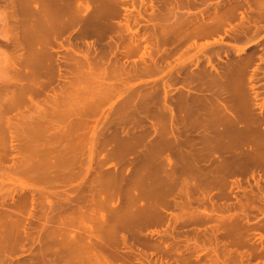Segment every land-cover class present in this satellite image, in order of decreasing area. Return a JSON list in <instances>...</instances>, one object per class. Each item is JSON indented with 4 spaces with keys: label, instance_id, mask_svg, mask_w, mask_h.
Instances as JSON below:
<instances>
[{
    "label": "bare ground",
    "instance_id": "1",
    "mask_svg": "<svg viewBox=\"0 0 264 264\" xmlns=\"http://www.w3.org/2000/svg\"><path fill=\"white\" fill-rule=\"evenodd\" d=\"M11 1L13 2L14 0H11ZM139 1H141V3L143 2V0H139ZM149 2H150V7L154 8V5H155L154 0H149ZM16 3H17L16 7H18L19 11L17 12V10H15V8L13 10L16 11V13H18L19 15L16 14L15 18L13 17L15 19V21L13 22V24H11L12 28L10 27L14 31L15 34H14V36H12L13 38L9 35H8L9 37L8 36L6 37V35H5V37H6V40L7 39L11 40V44H9V45H12V49L17 47L21 51V52L16 53V54L13 53V55H11V57H10L11 68H12V71L10 73H12L13 77L11 75L9 77H11V79L13 78L12 79V80H14V82H12L13 84L14 83L16 85L18 84L17 89L19 91H17V92H19L20 95H27L28 96V102L31 101L32 103L31 102L30 103L31 104L34 103V105L37 106L36 108H38L39 105L42 104V102H40V101L35 102L38 99L37 98L34 99L32 95L36 96V95H39L41 93H44L45 91L47 93L49 91V89H47V88L50 87L51 85L55 89V86L53 85L54 80H57V81L61 80V83L58 84L59 86L57 85L58 87H56L57 89L53 90V87H52V91H50L51 93L45 96V98L48 96L49 100L51 101V102H49L46 100V102H45V100H43V103L45 105H47L46 103L48 102V104L52 103V107H53L56 105V104L54 105L53 103L58 102V104H59L60 101L64 102V103L66 101H68V102L71 101V104H72V102L75 101L76 104L75 103H73V104L78 106L77 100H80L82 98L81 97L82 95L88 94V96H90V97L87 96L89 100H87L85 97V100L88 101L87 104H85V100L83 103V108L88 105V107H86L88 110H86L84 108L86 111H84V109H83V113H81L79 110L76 112L74 111L75 113H73V114L75 115V117H73V120H72V117H71V120L70 119L68 120V122L70 124L69 125L67 123L69 126V127H67L68 129L65 127L66 124L64 127L61 126L62 127L61 130H59V129L57 130L56 127L54 126L56 129V130L54 129V131H53L54 133L52 131H51L52 133H49L50 135L54 134L53 137H55L56 139L59 138V140H61L60 138H62V137L66 138V140H64L62 138L63 141H66V143H64V146H63V144H61V142H63L62 140L60 143L57 141L59 143V146L56 145V146H58V148L56 146H54L55 148L53 146H51L52 143H53L52 145L55 144V142H54L55 140L53 141V139H51L52 141H50V142L47 141L48 144L50 143L51 147L46 145L47 143L43 146L45 141H42V144L40 143V145H42L41 146L42 148L40 151H38V152H41L42 154L39 153V154H41L40 158L37 156L36 158H38V160L35 159L36 161H34V162H32L33 159H31L34 157V155H33L34 150L31 151V153H33V154H31L30 152L27 153L26 151L29 149L31 150L32 149L31 147H33V149H35V147H37L39 145L38 142L40 141V138H41V137L39 138V134L43 135V133L40 131V128H39V131L41 133H39V132H38L39 134L37 132H35V134L32 133V135L38 134L37 137H38L39 141H37L36 136L33 135V137H35L36 140L35 139L32 140V137L30 138V136H29L31 141L35 140V141H37V144H38L36 146H33V145L30 146L27 144L28 140L25 136L28 134L26 132V130L30 131L31 127H30V130H29V127H27L26 130L23 132V133L26 132L25 133L26 135L24 137H21V138H24L23 140L27 141L26 144L28 146L27 145L24 146L23 147L24 150L20 149V152L25 151L26 154H28L27 156H29V154H31V155H33V157L29 156L30 158L28 157V159L29 160L31 159L29 161L26 159L27 156H25L26 154L24 153L25 155L23 156V158H25V157L26 158L24 160L22 158H20V160L22 159L23 161L20 163V165H19V163L17 165L14 164L15 167L13 166V168L18 167L19 172L21 174L25 175L30 180L31 183L28 184L27 182H24V184H21V186H20V187H22L21 190L23 189L24 191L28 192V194L26 192H25L26 194L23 193L24 197L21 200H18L16 198L15 200H18L19 201L18 203H15V201L13 199H11L15 203L12 206H11L12 201L10 204L7 201L8 202L7 205L9 204L10 208L7 206L9 209L4 211V214H1L3 211V209H2L3 206H0V210L2 209L0 211V218H2V216H3V219H0V248H1L0 253L5 252L4 249H8V248H10V249L15 248V250L17 252L18 246L20 247V245L23 246L26 242H30V245H29L30 248L28 246L24 245V247L25 246L26 247L23 249V252H25L24 250L27 247H28L27 249H29V251H31L30 250L31 247L34 246L36 252H33V250H34L33 247H32L33 250L31 252L34 255L35 260L32 259L33 255L31 256V254H30L29 257H31V258L28 259V262L27 261L23 262L22 261L23 259H22L21 264H150V263H153L152 260H150L151 262L149 263L148 258L151 255L153 256V254L156 255L157 253H159V256L162 254H165V255L168 254L169 255L171 250L173 252L177 253V255L178 254L181 255L183 253L184 254L188 253L190 255V253L194 252V253H196V255L194 256V257H196L195 260H198L197 258L201 257L200 256L201 253H203V252L205 253L206 249H208V248L210 249V251L209 250H207V251L212 252V255L210 256L207 252L206 254H208L210 256V257L207 256V259H210L212 256H214L215 251L218 250V249L216 250V248H218V247H216V248L215 247H208L209 245H211V246L215 245V244L212 245L211 241H210V244H207L208 246H206L204 248L203 245L205 246V242L203 244V242L199 243L197 240V239H200V237L199 238H193V236H192V238L194 239L193 240V239H190L191 236L189 238H187V236H186L185 243L182 244L183 247H182V249H180L178 243L176 244V242L178 240L176 242H174L176 240V237H178V235L176 234L177 235L176 236L175 233H177V231H179L178 226L180 228H182L183 225H186L187 223H191V221L192 222H195L194 220L198 221L197 218L199 215H197L198 213H196V211L194 210L195 208H194L193 204L194 203H200V202L204 201L205 198L210 200V198L212 196H210V198H209L210 193H209V195H207L208 194L207 193L208 191L206 189L207 187L209 188V186L212 185V188H213L214 184L215 185L217 184L220 186V183L223 182V179L225 178V176L228 173L230 174V172H232V171H230V170H232V168L237 170L240 167V169H241L240 165L244 164V166H245L246 163H247L246 165H248V166L251 163H252V165L256 164V163H257V165H258V163H261L262 165H264V102H262L264 100L263 99L259 100V103H255L256 101H254V102L251 101V103L252 104L254 103L253 105H255V107H258V110H260V114L258 112H257L258 114H256L253 111L254 109H252L254 106H252V108H251L252 104L251 105L249 104L250 101L249 102L246 101V99H244L240 95L239 90H238V85L240 83V71H241L240 67H238L239 65L230 67V70L228 69L229 70V76H226V79H225V80H227V82H225V80L223 82L218 81V82L225 83V86L221 83L220 84L223 85L228 90L227 91L228 92V99L224 98L222 95L223 94L222 90L224 87L220 88L222 93L220 91H218V92L215 91L214 93L210 92L211 94H207V95H204V94H206V93H204L202 97H200L196 94L191 95L190 93H189L190 95L188 97H185L182 99H177V100H172L173 98L169 99V97L168 98L163 97V100L161 102L162 108H159L160 109L159 112H156V114L149 115L146 112L149 111V109H148L149 105L151 103H154V101L151 98H149V99H147V98L148 97L153 98L154 95L150 96V95H148V91H146V92L144 91L145 94L148 96H143V94H144L143 90H142V92L138 90L141 94L143 93L141 95L143 97V99L140 100V102L138 101L140 104H139V106L136 107V109H135L136 112L132 113L131 117L134 116L133 114H135V113L138 115L132 117L133 119L131 120V122L133 121V128L134 129L135 128H136V130L139 129V131H138L139 133L138 132L135 133L136 130L135 131L132 130L131 132L132 133L134 132V134H132V136H129L130 134L128 135V133L125 131V128L127 127V126H125L126 121H123L125 124L124 125L125 127L123 126L124 127L123 130H124V132L127 133V134L126 133H124V134L128 135V137H130V139L124 144H121V145L117 144V145H119L118 147L112 148L113 147V145H112L111 150L109 149L108 153L106 154L108 157L109 156L113 157V155L115 157L118 156L120 163L122 160H125V161H129V164H131V165L133 164V166H131V167H133V173L131 171H129V169L127 168L128 169L127 171L131 172L132 174L131 173L128 174L129 172L128 173L126 172L127 173L126 174V173L122 172L121 169H117V170H119L118 178H116V180H112L115 182L110 181L112 177L109 179L110 185H113V183H114V185L111 186V189L113 187V189L115 188V190L118 191V192L117 191L114 192V193H116V195L119 196V198H118V196L116 197L117 199H119L118 204L116 203V206L113 207L116 198L113 199L114 202L111 206L108 205V204H110V202H111L110 200L113 198V195L115 196V194L112 193L113 189L111 190L109 188L110 185L107 183V178H108L107 176H110L108 171H107L108 169H106V172L108 173V175H106V181H105V179L103 180V177H99L97 175L98 173H100V174L104 173L101 170L102 168L101 169L97 168L98 171L101 170L100 172H98L95 169L98 172L97 173L95 171L96 172L95 175H97L95 178L98 180V177H99L100 180L103 181L104 184L103 183L102 184L97 183L96 182L97 180H95L96 183H94L93 180H91V181L89 180L90 182L88 184V183H85L86 182V178H85V182H84V185H82V187L80 184V183H82V181L79 183L80 185L77 184L78 188H77V186L72 187V188H74V192H75L74 194H72V193L67 194L65 192L61 193L62 190H60L61 192L57 191V189H56L57 186H60V185L66 186L67 184H69V181H72V179H74V177L76 178L78 175L80 176L81 173L80 174L78 173L79 170L78 169L75 170L77 165L82 166L84 164V163L81 164L80 160H82V158L78 159V157L80 158V155H83L84 153L87 155V153H88V155H87L88 157L85 155L88 158V161H86L87 163L85 162L87 166L84 165L85 169H86L85 171L87 173L91 172V170L93 171L92 160L94 161L95 155L97 157V155H98V154H96L98 152L97 146L100 145L99 143L102 142V140L100 139L101 137H99V139L101 141L98 142V144L96 143L97 146L94 142H92L90 144L87 143L88 145L84 143V140H86V139H83V136L79 133L81 131H79L78 134L76 133V131L78 129H81V128H78V126L85 121L81 118L87 114H90V113L96 111L94 109L98 108L99 105L106 98L108 100L110 99V98H108V97H110V94L112 95V93H113L112 96H114L116 94V93H114V91L116 89L118 90V89H121L122 87H124V86H122V87H120V86L122 84H124L125 81L128 79L126 77L128 75H126L125 78L121 79L122 77L119 75V73H117V71L120 72V69H121L120 63L124 67L125 63L128 62L127 59H129V58H127V57L129 56V54L134 55L132 53H134L135 51L137 52L139 47L143 48L142 53L139 52L140 54H138V55H141L139 57L140 59L138 58L139 61L144 62V58L146 56L149 59V61H152V63H151L152 65L154 63V67L152 70L159 69V66L157 65L158 64L157 61L159 59L162 60V58H165L164 57L165 55L163 54V52L164 51L166 52V48H165V50L164 49L162 50L161 46L169 39V37H167L168 34L170 35V33H168V31L174 32V31H177L176 29H178V28L176 27V29L174 30L173 28L168 26L170 28V30L173 29V31L168 30V27H166L167 24H164V22L166 20L164 19V22H163V18H160L162 16H160V17L155 16L154 17V13H155L154 11H151L150 15H148V16H144L143 14L140 13V11H137L136 14H134L133 10H134L135 0H17L14 4H16ZM30 3H33V6ZM250 5H248V6H250ZM253 5H254V3H253ZM254 6H252V7H254ZM261 6L262 5H260V7H259V5H258V8H261ZM135 7H136V4H135ZM9 8L10 7H8V9ZM255 8H256V6H255ZM4 10H5V8H4ZM13 10H12L11 14L13 13ZM263 11H264V8H263ZM254 12H256L255 9H254ZM258 12H260V11H258ZM9 13L10 12H8V14ZM261 13H263V12H261ZM6 14H7V11H6ZM14 14H15V12H14ZM155 15H156V13H155ZM241 15H242V13H241ZM7 16H9V15H7ZM242 16L245 17L244 15H242ZM243 17H241V19H243ZM263 17H264V14H263ZM260 18H261V14H260ZM160 19H162V20H160ZM245 19H247V18H245ZM254 19H256V18H254ZM256 20H258V19H256ZM4 21H5V19H4ZM176 21H178V19ZM162 22H163V25H162ZM167 22L169 23V21H166V23ZM244 22L242 21V23H244ZM247 22L249 23L250 21H247ZM256 22H259V21H256ZM248 23H246V24H248ZM176 24H177V22H176ZM176 24H173V26ZM255 24L257 25V23H255ZM168 25H170V24H168ZM256 25H254V27ZM149 26H151L153 28V30L151 29L152 32H150L151 31L150 29H149L150 31L146 30ZM233 27H234V25H233ZM239 27H241V23H240ZM10 28H9V30H10ZM174 28H175V26H174ZM257 28H258V26L256 27V29ZM15 30H16V32H15ZM141 30H143V33L141 32ZM145 30H146V32H144ZM234 30H235V27H234ZM147 31H149V32L147 33ZM231 31H232V29H231ZM17 33H20V34L17 35ZM175 33L176 32H174V34ZM179 35H180V33H179ZM182 36L183 35L181 34V38H182ZM175 37H176V35H175ZM178 38H180V36ZM183 38H184V36H183ZM104 39H107V40L105 41ZM180 39H178V40L175 39L176 41H178V42H176V41L175 42L180 43L182 40H184V39H181V41H180ZM170 41H171V39H170ZM104 42H105V44H104ZM175 42H171V43H175ZM55 45H58V46H55ZM103 45H106L108 48L103 49ZM164 46H165V44H164ZM7 47H8V45H7ZM56 47L62 48L64 50L62 52L60 51L62 53V55H61V53L59 54V51L56 49ZM19 49H17V50L15 49L14 52L18 51ZM263 49H264V46H263ZM139 51H140V49H139ZM9 52H13V51H9ZM120 56H122V57H120ZM246 57H250V56L248 55ZM8 58H9V56L7 57V59ZM120 58H121V60H120ZM124 58L127 62L124 60ZM260 58L261 59L259 61L263 60L262 57H260ZM250 60H252V59H250ZM250 60H248V61H250ZM162 61H164V60H162ZM165 61L167 64L168 61L167 60H165ZM209 61H210V59H209ZM209 61H207L208 64H209ZM134 62L135 61H133V63ZM147 62H148V60H147ZM247 62H246V65L250 64V62L249 63H247ZM145 64H147L146 61H145ZM151 64L145 65L146 68H148L147 66H149ZM169 65L170 64L168 63V66ZM211 65H213L212 62H211ZM211 65H209V66L212 68L213 66H211ZM134 66L135 65H133V67ZM145 66H144V68H145ZM168 66L166 65V68H168ZM119 67H120V69L118 70ZM141 67L142 66H140V68H138V69L140 70ZM164 67L165 66H163L161 68L164 69ZM171 67H173V66H171ZM134 68L136 69V67H134ZM144 68H143V70H144ZM161 68L158 71L163 70ZM166 68H165V70H166ZM138 69H136V70H138ZM148 69L150 70V67ZM148 69H145L144 71L146 72V70H148ZM169 69H170V67H169ZM171 69H173V68H171ZM259 69L257 66L253 70L252 74H250V81L251 82L256 81L255 79H257L259 77L258 76V70ZM134 70H131V71H134ZM143 70H142V72H144ZM174 70L171 71V73H173ZM140 71H138V72H140ZM177 71L174 72L175 74H173V76H171L173 78L175 77V79L172 80L173 78L170 77V78H168V81H166L167 83H169V81L170 82L175 81V80L177 81V79H176ZM97 72H99V74H100L101 81L98 80L100 84L98 83L99 85H97V86L95 85V87L101 86L97 89H101L103 87L101 91H99V90L93 91L91 89L92 87L91 88L89 87L90 90H86L85 87H81V85H80V83H82L81 77H84V78L89 77V78L93 79V78H95L93 76H96L95 73H97ZM138 72L136 71L135 73L134 72H131V73H132V75H134ZM124 73H125V71H124ZM124 73H122V74H124ZM171 73H169V74L171 75ZM179 73L182 74L180 71H179ZM187 73H189V72H187ZM116 74H118V77ZM127 74H129V73L127 72ZM145 74H147V73H145ZM97 75H98V73H97ZM200 75H201V73H200ZM216 76H218V75H216ZM97 77H98L97 79H99V76H97ZM141 77H144V76H141ZM165 77H167L166 74H165ZM177 78H179V77H177ZM92 79H91V82L94 80V79L93 80ZM124 79H125V81H124ZM161 79L164 80L165 78L164 79L161 78ZM191 79H192V77H190V80ZM207 79H209V78L207 77ZM80 80H81V82H80ZM179 80L181 83L180 78H179ZM85 81H86V79H85ZM85 81H83V82L85 83ZM132 81H133V79H132ZM214 81H216V80H214ZM95 82H97V80ZM128 82L129 81L127 80L126 83H128ZM171 83H173V82H171ZM171 83H170V85H171ZM94 84H96V83H94ZM117 84H121V85H117ZM195 84H197V83H195ZM16 85H14V86H16ZM162 85H163V83H162ZM216 85H219V83ZM160 86H161V84H160ZM171 86H173V85H171ZM125 87H126V85H125ZM162 87L164 88V85ZM219 87H220V85H219ZM255 87H256V85L254 83H251V88L254 89ZM126 88H124L125 90L122 88L123 90H121V91L119 90L120 92L117 91V93L120 95H123L122 93H124L125 91L127 92ZM129 88H130V86H129ZM153 89L154 88H152L151 91H153ZM164 90H165V88H164ZM213 90H215V89H213ZM138 91H137V93L139 96L138 95L137 96L140 99L141 96H140ZM187 92H189V91L187 90ZM137 93H134V94H137ZM163 93H164V95H166L165 91ZM156 94H158V93H156ZM3 95L5 96V94H3ZM256 96H258V95L255 92L254 98ZM4 98H7V97H4ZM15 98H17V100L15 99V101H18L22 97H20L18 99V96H17ZM83 98H84V96H83ZM24 99H25V97H24ZM133 99L134 98H132L131 100H133ZM122 100H123L122 102H124V99H122ZM255 100H256V98H255ZM8 102L10 103L9 100H8ZM19 102H21V100H19ZM38 102L40 104H38ZM79 102L81 103V101H79ZM11 103L12 104H10L9 107L11 105H13V99H12ZM15 103L17 106H15ZM15 103H14L13 107L18 108V103L17 102H15ZM21 103H23V101ZM67 103H65V104H67ZM120 103L118 105H120ZM6 104H7V101H6L5 105ZM26 104H28V103H26ZM31 104H29V105L31 106ZM58 104L54 108H57ZM62 104L63 103H61V106H63V107L62 108H60L61 106L58 107V108H60L58 112H60V110L64 108L65 105H62ZM84 104H85V106H84ZM124 104L125 103H123L124 108L122 107V104L120 106L125 110L128 107H126L127 105L124 106ZM136 105H138V103ZM9 107H8V111L11 109V107H10V109H9ZM13 107H12V109H13ZM20 107L22 108V106H20ZM42 107H44V105ZM47 107L49 108V105H47ZM50 107H51V105H50ZM52 107H51V109L50 108L49 109L44 108L47 110H44L41 107H39V109L41 108L44 111L49 110L48 111L49 113L48 112L47 113L50 116H52V115L54 116L55 111L52 110L53 109ZM67 107H68V105L66 106V108ZM76 108L78 109L79 106ZM119 109H120V107H119ZM6 110H7V107H6ZM72 110H73V108L71 109V111ZM22 111H23V109H22ZM28 111H30V109ZM50 111H53V113L51 112L52 114H50ZM81 111H82V109H81ZM121 111H122V109L120 111H118V113H117L118 116H120V114L123 115V113H122L123 111L122 112ZM131 111L133 112V110H131ZM25 112H26V110H25ZM41 112H42V110H41ZM149 112H151V111H149ZM0 113H3V111L1 110ZM5 113H6V111H5ZM33 113H34V111H33ZM70 113L72 114V112H70ZM142 113H143V115H142ZM48 114H47V116L44 115L45 118L43 117L42 119L43 120L48 119V118H46V117H48ZM58 114L59 113H57L55 115L58 116ZM94 114H93V116H95ZM96 114L98 115V112ZM124 114L127 116L128 115L130 116V114H126V111H124ZM31 115L32 114H30V116ZM61 115H63V114L61 113ZM12 116H14V115H12ZM76 116H77V118H76ZM115 116L117 117L116 114H115ZM7 117H9V116H7ZM25 117H26V115H25ZM52 117H49V120H47L48 123H50V121L53 120V119L51 120ZM59 117L60 118L63 117V121H64V118H66L68 116H60L59 115ZM2 118L5 119V117H3V115H2ZM16 118H18V117H16ZM30 118H32V117H30ZM108 118H109V120H113L112 115H111V118L110 117H108ZM19 119H21V118L19 117ZM19 119H18V121H19ZM0 120H1V117H0ZM33 120L35 121L36 119L34 118ZM60 120L61 119H59V121ZM81 120H83V121L81 122ZM109 120L106 118V123H107L106 126L108 125ZM121 120L122 119H120V122H121ZM22 121H24V120L22 119L21 122ZM34 121L33 122L31 121V122L33 124L34 123L36 124V121L35 122ZM44 121H45V124L48 126L49 124L46 123V120H44ZM8 122H9V120H8ZM14 122L13 123L10 122V123L14 124ZM43 122H42V124H44ZM2 123H6V122H2ZM38 123H39V121H38ZM89 123H90V121H89ZM111 123L113 124V122H110L109 124H111ZM118 123L119 122H117V125L120 126V124H118ZM6 124L5 125L2 124V126L4 125V126H6V128H9V127H7ZM50 124H52V123H50ZM102 124H103L102 126H104L105 121H103ZM112 124H111V126H112ZM38 125L36 126L37 128L39 127ZM44 125L42 126L43 130H46L45 128H49L46 130V132H48V130H51L50 125L48 127L45 125V128H44ZM121 125H123V123H121ZM22 126H24V125H22ZM33 126H35V125H33ZM25 127L26 126H24L23 128H25ZM36 127H35V129H36ZM12 128L17 129V126L12 127ZM76 128H78V129L76 130ZM107 128L109 130V126ZM148 128L152 130V132H153L152 134H155V137H153L154 138L153 141H150V143L152 142V144H150V146H148L149 144H147V147H146L144 145V143L145 144L147 143L146 142L147 140H145V139H148L147 137H149V136H146L147 133L149 132ZM35 129H33V130H35ZM62 129H65V130L62 131ZM19 130H21V129H19ZM52 130H53V128H52ZM3 131H5V130H3ZM15 131H17V130H14V132ZM55 131H57L56 135H55ZM99 131H101V130H99ZM115 131H118L117 128ZM9 132H11V131H9ZM14 132H11L12 133V136L10 134L11 138L13 136L16 137V135H13ZM18 132L15 134H18ZM101 133L103 134V132H101ZM120 133H122V132H120ZM2 134H5V132H3ZM2 134H0V135L2 136ZM49 134L47 133V135H49ZM87 134L88 133H86V135ZM93 134H94V136H92V137L90 136V137H91V139H93L97 142V138L95 139V133H93ZM18 135H21V133ZM29 135H31V134H29ZM50 135L48 137H50ZM80 136L82 137L83 141L80 138ZM27 137H28V135H27ZM90 137H88L89 140L87 138V141H91ZM113 137H115V135ZM17 138H19V137H17ZM42 138L44 139V137H42ZM42 138H41V140H42ZM106 138L107 139L104 140L105 142L109 139L108 133H107ZM150 138H149V140L152 139V138L151 139ZM0 139H2V138H0ZM5 139H6V136H5ZM48 139L50 140V138H48ZM114 139H117V138H114ZM3 140H4V138H3ZM19 140L17 139L16 142L18 141V143H19L21 141V140L20 141ZM44 140H46V139H44ZM77 140H79L80 142L82 141V142L80 143ZM112 140H113V138H112ZM31 141H30V144H31ZM114 142H115V140H114ZM18 143H15V144L18 145ZM93 143H94V145H93ZM106 143H108V142H106ZM35 144H36V142H35ZM60 144L62 146L61 148H60ZM83 144H85L87 146L85 147V145H83ZM91 144H92V146L88 147ZM112 144H113V142H112ZM40 145L38 146V148H40ZM242 145L243 146L247 145L248 148H250V149L249 150H246L248 148L241 149ZM106 146H107V144H106ZM9 147H11V146L9 145ZM25 147L27 149H25ZM80 147H82L81 148L82 151H83V147L85 148L84 152L80 151ZM87 147L89 149H86ZM0 148H2V147H0ZM101 148L104 149L107 147L104 146ZM108 148H110V145ZM108 148H107V150H108ZM12 149H13V147H12ZM98 150H100V149H98ZM107 150L104 149V151L103 150L102 151L107 152ZM85 151H87V152H85ZM1 152H3V151H1ZM80 152L82 154H80ZM215 152H217V153H215ZM78 153L80 155H78ZM131 153L133 155L136 154V157L134 155L135 161H134V159H132L134 162L132 161L130 163L131 159L130 160H127V159L129 157L128 155L129 154L131 155ZM214 153H215V155L216 154L218 155V153H220V157L215 156L216 158H220V160L217 159L219 161L214 159L215 157L212 158L214 156ZM36 154H37V152H36ZM3 155L7 156V154H3ZM126 155L128 156L127 159H125ZM1 157H2V154H1L0 158ZM103 157H106L105 154ZM111 157H109L110 159H108L107 157H106L107 159L106 158H104V159H106V161H108V160L110 161ZM17 159H19V158H17ZM113 159L116 160L114 157H113ZM102 160H103V158H102ZM14 161L12 160V164ZM16 161L19 162L18 160H16ZM98 162L99 161L96 162L97 165L99 164ZM114 162H116V161H114ZM113 164H115V163H113ZM124 164L125 163H123V165ZM127 164L128 163H126L125 165H127ZM115 165L118 166L119 163L118 164L116 163ZM123 165H122V169H124ZM3 166H2V168H3ZM244 166H242V168ZM101 167H103V165ZM110 167H112V166H110ZM131 167H130V169L132 170ZM235 167H237V168H235ZM9 168L14 170L12 168V165ZM11 169H8V170H11ZM104 169L105 168H103V170ZM5 170H7V169H5ZM245 170H246V168H245ZM250 170H252V169H250ZM11 171H9V172H11ZM110 171L112 172V170H110ZM101 172H103V173H101ZM240 172H241V170H240ZM11 173L13 174V171ZM14 173H16V171ZM116 173H117V171H115V173H112L111 175L114 177L113 174H116ZM13 175H15V174H13ZM81 175H82L81 179H83L84 178L83 174H81ZM89 175H90V173H89ZM89 175H88V177H91V179H92V176H89ZM104 175L105 174H103V176ZM17 176H21V175H19V173H18ZM22 178H25V177L22 176ZM12 179H9V181L15 182V181L20 180V179L16 180L15 178H14V180H12ZM23 180H20L19 182L23 183L22 182ZM26 180H24V181H26ZM29 180H28V182H29ZM100 180H99V182H101ZM233 181H231V182H233ZM14 182H12V183H14ZM105 182L109 185L108 188L112 192L108 191L107 184H105ZM12 183H10L12 190L9 189L10 190V191H8L9 193L13 192L15 189V187H14L15 185L13 186L14 189L12 188ZM5 184L7 185V183H5ZM5 184H3V185H5ZM10 184L8 183V185H10ZM38 184H40V185H38ZM237 185H239V184H237ZM83 186L86 187V188L84 187L86 189L84 191H83ZM221 186L223 187V185H221ZM242 188H243V186H242ZM7 189H8V186H7ZM6 190H4V191H6ZM19 190H20V188H19ZM16 192L19 193L18 191H16ZM16 192H13V194ZM107 193H109L110 197L112 196L111 199L109 197H107L108 195L105 196V194H107ZM197 193H201L202 197L199 198L198 197L199 195H197ZM204 193H206V194H204ZM249 193H251V192H249ZM1 195H4V194H1ZM1 195H0V197L3 199L4 196H1ZM21 196H22V194H21ZM103 196H105L106 199ZM12 197H13V195L10 196V198H12ZM212 198H211V200H212ZM107 199H110V200H108V202L109 201L110 202L109 203L107 202L105 204V201ZM206 199H205V203L208 201V200L206 201ZM0 201H2V200H0ZM3 201H5V200L3 199ZM249 202H251V201L249 200ZM215 204H213V205H215ZM105 205H108L110 207L105 206ZM248 205H249V203H248ZM254 206H255V204H254ZM255 207H257V206H255ZM214 208L217 209L218 207H214ZM259 208H260V206H259ZM196 210H198V209H196ZM198 211H200V210H198ZM214 211H216V210H214ZM202 214L203 213H201L200 215L205 220L206 216L204 214H203L204 216H202ZM208 214H209V212L207 213V215ZM237 214L235 215V217L237 216ZM227 218H228V215H227ZM222 220H225V218ZM87 221H89V223L91 222L92 224L91 223L89 224ZM235 221H236V218H235ZM238 221H239V219H238ZM32 222H33V224H32ZM156 222L161 224V225L164 224L165 227H164V229L160 230V231H163L162 233L159 231L160 236L157 234L159 237V239L157 241L154 240L155 242H151V240H150V242H149V240L147 241V239H146L147 233H143L144 232L143 229L146 228V226L145 227H143V226L147 225L149 223H156ZM31 224L33 226L35 224V227H34L35 230H33V231H31V229L33 228ZM197 224H198V222H197ZM197 224L195 222V225H197ZM149 225H153V224H149ZM205 225H206V223H205ZM219 226H220V228L223 227V226L221 227V224ZM230 226L232 227V225H229V229H230ZM234 226L236 227V225H234ZM142 227H143V229H142ZM235 227H233V228H235ZM260 227H261V224H260ZM162 228H163V226H162ZM241 228H245V227H243V224H242ZM28 229H30V230H28ZM212 230L210 232L213 233L214 230L213 231ZM198 231H200L199 228H196L194 231V233H196V236H197V233L199 234ZM217 231L220 232L219 229H217ZM223 232L221 231V234ZM236 232H237V230H236ZM239 233H240V231H239ZM225 234L223 233V235H225ZM233 234H234V232H233ZM149 235L152 236V234H149ZM238 235L239 234L237 233V236ZM229 236H231V234ZM260 236H262V235H260ZM163 238H167V239L172 238L174 240V241L172 240V242L175 243V245L173 244V246H172L171 243H168V242L165 243V239L163 240ZM261 238L263 239L264 237H261ZM152 240H153V238H152ZM162 240H163V242H162ZM190 240H192L193 242ZM232 240H234V239H232ZM16 244H19V245L16 246ZM225 244H223V245L225 246ZM230 244H232V243H230ZM35 245H37L38 248L35 247ZM218 245H220V244H217L216 246H218ZM224 246H222V248ZM49 247L51 248V250L53 249L52 250L53 253L50 251ZM214 248H215V251H214ZM48 249H49V253L51 256L47 253ZM220 249L221 248L219 247V250ZM21 250L22 249H20V251ZM6 251L11 252L13 250H11V251L6 250ZM194 253H192V255ZM226 253H228V252H226ZM47 254H48V256H47ZM173 255H174L173 257H175L174 260H177L176 259L177 256L175 254H173ZM185 255H187V254H185ZM220 255H222V254H220ZM169 256H171V255H169ZM182 256H181V258H182ZM4 257H5V255H4ZM162 257H164V256L162 255ZM192 257L193 256H191V258ZM2 258H0V259H2ZM248 258H249V255H248ZM10 259L11 258H9V260ZM133 259H135V262ZM165 259H167V258H165ZM207 259H205V261H207ZM211 259H213V258H211ZM161 260H163V258ZM13 261L15 262V260H13ZM13 261H12V263L9 262L7 264H10V263L14 264ZM171 261H173V260H171ZM194 261H192V259L188 260V258L186 260V257H185V260H183L184 263L183 262H181V263L182 264H196V262L194 263ZM202 261H204V260H202ZM5 262L6 261H4V262L2 261V262H0V264H6ZM162 262L165 263L166 261L163 260V261H161V263ZM208 262L210 264H213L215 261L213 263H211V261H208ZM17 263H18V261H17ZM155 263L156 262H154L153 264H155ZM157 263H158V261H157ZM161 263L159 262V264H161ZM197 263L200 264L199 262H197ZM201 263L205 264L206 262L205 263L201 262ZM177 264H179V263H177Z\"/></svg>",
    "mask_w": 264,
    "mask_h": 264
},
{
    "label": "rangeland",
    "instance_id": "2",
    "mask_svg": "<svg viewBox=\"0 0 264 264\" xmlns=\"http://www.w3.org/2000/svg\"><path fill=\"white\" fill-rule=\"evenodd\" d=\"M15 2L17 1V0H14ZM12 2L11 0H0V104L3 106H1L0 107V112H1V110L3 111V113H0L1 115H0V117H1V122H0V134H2L3 132H5V134H2V136L0 135V138H2V139H0V147H2V148H0V156H1V154H2V159L0 158V193L1 194H4V195H1V196H6L5 198L3 197V199L5 200V201H3V199L0 197V200H2V201H0L1 203H0V206H3V211H2V213L1 214H4V211H6L7 209H9L10 208V203H11V201H12V203H11V206L13 205V204H15V203H18L19 201L18 200H21L23 197H24V195H23V193L24 194H28V192H26V191H24L23 189V191L21 190V188L22 187H20L21 186V184H24V182H27L28 184L29 183H31L30 182V180L25 176V175H23V174H21L20 172H19V169H18V167L17 168H13V166L15 167V165L14 164H18L19 163V165H20V163L26 158H23V156L26 154V152L27 153H31V151H33V153H31V154H33L34 155V157H33V155H31V154H29V156L30 157H33V158H31V159H33V161L32 162H34V161H36V160H38V158H36L37 156L40 158V156H41V152H38V151H40L41 150V146L42 145H40V143L42 144V141H45V143L43 144V146L46 144V145H48L49 147H51V146H56V145H58L59 146V143L61 142V140L63 141V139L64 140H66V138H60L61 140H59V138L58 139H56L55 137H53V135H50L49 133H52L53 131H54V129H55V127H56V129L58 130H61V128L62 127H64L65 126V124H66V128L67 127H69L68 126V124H69V122H68V120L70 119L71 120V117H72V120H73V117H75V115L73 114V113H75L76 111H80L81 113H83V109L85 108L86 110H88L86 107H88V105L87 106H85V104H87V102L88 101H86L85 100V97H86V99L87 100H89L88 99V97H90V96H88V94H84V95H82L81 97V99L80 100H77L78 102H77V104H78V106H79V108L77 109L76 107H78V106H76V105H74L73 103H75L76 104V102L74 101V102H72V104L74 105H72L71 104V101L70 102H68V101H66L65 103H67V104H65L64 102H61L60 101V105L58 104V102L57 103H53L54 105L56 104H58V107H60L61 106V103H63L62 105H65L64 106V108L63 109H61L60 110V112H58L59 111V109L60 108H62L63 106H61L60 108H54V107H56V105L55 106H53L52 107V103L50 104H48V102L46 103L47 105H49V108L51 109V107L53 108L52 110L53 111H55L54 113L55 114H57V113H59L58 114V116L57 115H55L54 114V118L52 117V116H50L48 113V111H44V110H47V109H49L48 107H47V105H45L44 103H43V100H45V102H46V100L47 101H49V102H51L50 100H49V97L46 99L45 98V96L46 95H48V94H50L51 92L50 91H52V85L50 86V87H48L47 89H49V91L46 93V91L44 92V93H41V94H39V95H32L33 96V98L34 99H38V100H36L35 102H37V101H40V102H42V104L44 105V107H42L43 105L41 104V105H39V107H41V108H47V109H39V107L38 108H36L37 106L36 105H34V103L33 104H31L30 102H28V96L27 95H20L19 94V92H17V91H19L17 88H18V84L16 85L15 83L13 84L12 82H14V80H12L11 79V77H9L10 75L13 77V75H12V73H10L11 71H12V68H11V62H10V57H11V55H13V53L14 54H16V53H19V52H21L20 51V49L19 48H14V49H12V45H9V44H11V40H9V39H7L6 40V37L9 35V36H14V31L11 29L12 27H11V24H13V22L15 21V16H16V14L17 15H19L18 13H16V11H14L13 9L15 8V10H17V12L19 11V9H18V7H16L17 6V3L16 4H14L15 2ZM160 1V2H159ZM263 1V2H262ZM149 2V0H143V2L141 3V1H139V0H135V3H134V10H133V13L134 14H136V12L137 11H140V13L141 14H143L144 16H148V15H150V13H151V11H154L155 13H156V15H155V13H154V17L156 16V17H160V16H162V17H160V18H163V22H164V19L166 20V21H169V23L167 22L166 23V21L164 22V24H167V26L166 27H171V28H173L174 30L176 29V27L178 28V29H176L177 31H174V32H176L175 34H174V32H169L168 31V33H170V35L168 34V36L167 37H169V41L166 43H164L165 44V46H164V44L161 46V48H162V50L164 49L165 50V48H166V52L164 53L163 52V54L165 55L164 57L166 58H162V60H164V61H162L161 59H159L158 61H157V65L159 66V69L161 68V67H163V66H165L164 67V69L163 68H161V69H163V70H161V71H158L159 69H154V70H152L153 69V67H154V63H153V65L151 64L152 63V61H149V59L145 56V58H144V62L143 61H139V57L141 56V55H138V54H140V53H142V51H143V48L142 47H139V49H140V51H139V49L137 50V52L135 51L134 53H132V54H134V55H131V54H129V56L127 57V58H129V59H127V61L125 60V58H124V60L127 62V63H125V65H124V67L122 66V64L120 63V67H121V69H120V67L118 68V70L120 69V72L119 71H117V73H119V75L122 77H120L121 79H123V78H125V76L126 75H128V76H126L128 79V83H126L127 82V80L125 81V79H124V81H125V83L124 84H117V85H121L120 87H122V86H124V87H122L123 89L124 88H126V90H127V92L125 91H123L124 93H122L123 95H120V94H118L117 93V91H121V90H123L122 88L121 89H116L115 91H114V93H116L114 96H112L113 95V93H112V95L110 94V97H108V98H110L109 100L106 98L100 105H99V107L98 108H96V109H94V110H96V111H94V112H92V113H90V114H87V115H85V116H83L81 119H83V120H85L82 124H80L79 126H78V128H81V129H78V128H76V133L78 134V132L79 131H81V132H79L82 136H83V139H86V140H84V143L85 144H87V143H92V142H94L95 144L97 143L98 144V142H100L101 140H102V144L101 143H99L100 145H98L97 146V144H96V146L98 147L97 148V153L96 154H98L97 155V157H96V155H95V158H94V161L92 160V163H93V165H92V168H93V171L91 170V172H86L85 170V166H87L86 165V161H88V153H87V155L84 153L83 155H80V154H82L81 152H80V154L78 153V155H80V158L78 157V159H81L82 158V160H80L81 161V164L82 163H84L82 166H80V165H77L76 166V169L75 170H79L78 171V173L80 174H83V179H81L82 178V175L80 174V176L78 175L76 178L74 177V179H72V181H69V184H67L66 186L65 185H60V186H57V191H60V190H62V192L61 193H63V192H65V193H67V194H70V193H72V194H74L75 192H74V188H72L73 186L74 187H76L77 186V184H79L81 181H82V183H80L81 184V187H82V185H84V182H85V178H86V182L85 183H88L89 184V182L91 181V180H93L94 181V183H100V184H102L103 183V181H101L100 180V178L99 177H103V180L105 179V181H106V175H108V173H109V175L110 176H107L108 178H107V183L109 184V179L111 178V180L110 181H112V180H116V178H118V174H119V170H117V169H121L122 170V172H124V173H128L129 171H131L132 173H133V167H131V166H133V164L131 165V164H129V161H125V160H122L121 161V163H120V161H119V158H118V156L117 157H115L114 155H113V157L116 159V160H114L113 159V157H111V156H109V157H111V160L109 161H106V159L108 158V159H110L106 154L108 153V151H109V149L111 150V146L113 145V147L112 148H115V147H118L119 145H121V144H124V143H126L129 139H130V137H128V135L129 136H132V134H134V132L132 133L131 131L133 130V131H135L136 130V128L134 129L133 128V121L131 122V120L133 119L132 117H134V116H136V115H138V114H133L134 116H132L131 117V115H132V113H134V112H136V107L137 106H139V102H140V100H142L143 99V97L141 96L143 93L145 94V92L146 91H148V95H154L153 96V98L152 97H148L147 99H149V98H151L153 101H154V103H151L150 105H149V111H151V112H149V111H147L146 113L147 114H149V115H152V114H156V112H159V108H162V106H161V102H162V100H163V97L164 98H168L169 97V99H171V98H173L172 100H177V99H182V98H185V97H188L190 94L191 95H194V94H196V95H198V96H200V97H202L203 96V94L204 93H206V94H204V95H207V94H211V93H214L215 91L216 92H218V91H220L221 92V89L220 88H223L224 86H225V83H222L225 79H226V76H229V70H230V67H232V66H237V65H239L238 67H240V83H239V85H238V90H239V93H240V95L244 98V99H246V101H250V105L252 104L251 103V101H256L255 103H259V100H264V49H263V46H264V17H263V14H264V11H263V8H264V0H154V8H152V7H150V2ZM158 2V3H157ZM5 3V4H4ZM13 3V4H12ZM253 3H254V5L256 6V8H255V6L253 5ZM11 4V5H10ZM30 4H32V6H33V3H30ZM135 4H136V7H135ZM251 4V5H250ZM5 5V6H4ZM10 7L9 9H8V7ZM157 5V6H156ZM248 5H250V6H248ZM258 5H259V7H260V5H262L261 6V8H258ZM14 6V7H13ZM237 6V7H236ZM252 6H254V7H252ZM13 7V8H12ZM140 7V8H139ZM4 8H5V10H4ZM136 9V10H135ZM152 9V10H151ZM254 9H255V11L256 12H254ZM257 9V10H256ZM262 11H261V10ZM12 10H13V13L11 14V12H12ZM6 11H7V14H6ZM258 11H260V12H258ZM8 12H10L9 14H8ZM14 12H15V14H14ZM261 12H263V13H261ZM20 13V12H19ZM153 13V12H152ZM241 13H242V15H244L245 17H243L242 15H241ZM159 14V15H158ZM259 16H258V15ZM260 14H261V18H260ZM7 15H9V16H7ZM3 18H2V17ZM166 16V17H165ZM249 16V17H248ZM258 16V17H257ZM14 17V18H13ZM168 17V18H167ZM179 17V18H178ZM241 17H243V19H241ZM245 18H247V19H245ZM254 18H256V19H258V20H256V19H254ZM260 18V19H259ZM4 19H5V21H4ZM11 19V20H10ZM157 19V18H156ZM178 19V21H176ZM244 22V23H242V21ZM250 19V20H249ZM263 19V20H262ZM158 20V19H157ZM160 20H162V19H160ZM262 20V21H261ZM159 21V20H158ZM175 21V22H174ZM181 21V22H180ZM247 21H250L249 23L247 22ZM256 21H259V22H256ZM163 22H162V25H163ZM176 22H177V24H176ZM257 23V25L255 24V23ZM2 23V24H1ZM176 24V25H174L175 26V28H174V26H173V24ZM240 23H241V27H239L240 26ZM246 23H248V24H246ZM168 24H170V25H168ZM239 24V25H238ZM233 25H234V27H235V30H234V27H233ZM254 25H256L255 27H254ZM7 26V27H6ZM165 26V25H164ZM237 26V27H236ZM258 26V28L256 29V27ZM11 27V28H10ZM165 27V28H166ZM168 27V30H170V28ZM233 27V28H232ZM261 27V28H260ZM9 28H10V30H9ZM180 28V29H179ZM7 29V30H6ZM153 30V28L151 27V26H149L146 30ZM158 29V28H157ZM173 29H171L170 31H173ZM231 29H232V31H231ZM5 30V31H4ZM146 30L144 31V32H146ZM149 30V31H150ZM152 30L150 31V32H152ZM11 31V32H10ZM149 31H147V33L149 32ZM179 31V32H178ZM9 32V33H8ZM13 32V33H12ZM15 32H16V30H15ZM141 32L143 33V30H141ZM178 32V33H177ZM235 32V33H234ZM4 33V34H3ZM6 33V34H5ZM179 33H180V35H179ZM232 33V34H231ZM20 33H17V35H19ZM181 34L184 36V38H183V36H182V38H181ZM232 36H231V35ZM238 34V35H237ZM2 35V36H1ZM5 35H6V37H5ZM175 35H176V37H175ZM180 36V38L181 39H184V40H182L181 41V39L180 38H178L179 36ZM235 35V36H234ZM8 36V37H9ZM175 37V38H174ZM187 37V38H186ZM13 38V37H12ZM170 39H171V41H170ZM175 39H180V43H176V42H178V41H176ZM235 39V40H234ZM10 42H9V41ZM105 41L107 40V39H104ZM5 41V42H4ZM176 41V42H175ZM8 42V43H7ZM171 42H175V43H171ZM104 44H105V42H104ZM7 45H8V47H7ZM55 46H58V45H55ZM107 49L108 47L106 46V45H103V49ZM17 50V49H19L18 51H16V52H14V50ZM56 49L59 51V54L62 52V51H64L62 48H59V47H56ZM9 51H13V52H9ZM61 51V52H60ZM140 52V53H139ZM136 54V55H135ZM61 55H62V53H61ZM120 55V54H119ZM118 55V56H119ZM250 56V57H246V56ZM9 56V58L7 59V57ZM253 56V57H252ZM120 57H122V56H120ZM260 57H262V59L263 60H261V61H259L261 58ZM139 58V59H138ZM142 58V57H141ZM252 59V60H250V59ZM123 59V58H122ZM136 59V60H135ZM209 59H210V61L212 62V64L213 65H211V62L209 61ZM245 59V60H244ZM120 60H121V58H120ZM142 60V59H141ZM147 60H148V62H147ZM165 60H167L168 61V63L171 65V66H173V67H171L170 65L168 66V63L166 64V61ZM248 60H250V61H248ZM123 61V60H122ZM133 61H135L134 63H133ZM139 61V62H138ZM145 61H146V63L147 64H151V65H149V66H147L148 68L150 67V70L148 69V68H146V66L145 65H147V64H145ZM207 61H209V64H208V62ZM248 61V62H247ZM9 62V63H8ZM145 64H143V63ZM246 62L247 63H249L250 62V64H247L246 65ZM137 63V64H136ZM10 64V65H9ZM127 64V65H126ZM231 64V65H230ZM257 64V65H256ZM9 65V66H8ZM133 65H135L134 67H136V69H138V68H140V66H142L143 68H144V66H145V68H144V70L145 69H148V70H146V72L143 70V68L141 67V71L138 69V70H136L134 67H133ZM144 65V66H143ZM162 65V66H161ZM166 65L168 66V68H166ZM205 65V66H204ZM209 65H211V66H213L212 68L209 66ZM161 66V67H160ZM258 66V78L257 79H255L256 81H253V82H251L250 81V74H252V72H253V70L256 68ZM169 67H170V69H169ZM210 67V68H209ZM165 68H166V70H165ZM171 68H173V69H171ZM262 68V69H261ZM134 70V71H131V70ZM177 71V74H176V79H177V81L175 82V81H171V82H173V83H171L170 81H169V83H167L166 81H168V78H170L171 76H173V74H175L174 72H176L175 70ZM214 69V70H213ZM229 69V70H228ZM125 71V73H124V71ZM142 70L144 71V72H142ZM174 70V72L173 73H171V71H173ZM198 70V71H197ZM202 70V71H201ZM208 70V71H207ZM263 70V71H262ZM8 71V72H7ZM123 71V72H122ZM130 71V72H129ZM138 72V71H140V72H138V73H136V74H134L135 72ZM152 71V72H151ZM165 71V72H164ZM179 71L182 73V74H180L179 73ZM127 72L129 73V74H127ZM131 72H134L133 74L134 75H132V73ZM154 72V73H153ZM161 72V73H160ZM168 72V73H167ZM187 72H189V73H187ZM196 72V73H195ZM211 72V73H210ZM263 72V73H262ZM97 73H98V75H97ZM97 73H95V75L96 76H93V77H95V78H84V77H81V80H82V83H80V85H81V87H85L86 88V90H90V88L93 90V91H96V90H99V91H101L102 90V88L101 89H97V88H99V87H101V86H99V87H95V85L97 86V85H99L100 83H99V81H101V78H100V74H99V72H97ZM122 73H124V74H122ZM145 73H147V74H145ZM153 73V74H152ZM169 73H171V75L169 74ZM200 73H201V75H200ZM122 74V75H121ZM132 76H131V75ZM165 74H166V76L167 77H165ZM191 74V75H190ZM196 74V75H195ZM206 74V75H205ZM228 74V75H227ZM117 75V77H118V74H116ZM178 75V76H177ZM188 75V76H187ZM213 75V76H212ZM216 75H218V76H216ZM7 76V77H6ZM97 76H99V79H97L98 77ZM134 76V77H133ZM138 76V77H137ZM141 76H144V77H141ZM164 76V77H163ZM215 76V77H214ZM133 79V81H132V79ZM177 77H179L180 79H181V83H180V80H179V78H177ZM190 77H192V79L190 80ZM207 77L209 78V79H207ZM214 77V78H213ZM218 77V78H217ZM221 77V78H220ZM4 78V79H3ZM10 78V79H9ZM161 78H165L164 80H162ZM171 78H173V77H171ZM183 78V79H182ZM216 78V79H215ZM8 79V80H7ZM85 79H86V81H85ZM91 79L93 80L92 82H91ZM97 80V82H95L96 80ZM175 79V77L172 79V80H174ZM194 79V80H193ZM207 79V80H206ZM213 79V80H212ZM81 80H80V82H81ZM99 80V81H98ZM131 80V81H130ZM170 80V79H169ZM185 80V81H184ZM198 80V81H197ZM214 80H216V81H214ZM60 81V82H59ZM83 81H85V83L83 82ZM166 83H165V82ZM200 81V82H199ZM210 81V82H209ZM213 81V82H212ZM218 81H222V82H218ZM161 82V83H160ZM190 82V83H189ZM207 82V83H206ZM217 82V83H216ZM225 82H227V80H225ZM12 83V84H11ZM59 83H61V80H54V82H53V85L55 86V89H57L56 87H58L59 85ZM88 83V84H87ZM94 83H96V84H94ZM99 83V84H98ZM144 85H143V84ZM162 83H163V85H164V88H165V90H164V88L162 87L163 85H162ZM165 83V84H164ZM170 83H171V85H173V86H171L170 85ZM175 83V84H174ZM185 83V84H184ZM188 83V84H187ZM192 83V84H191ZM195 83H197V84H195ZM202 83V84H201ZM219 83V85H220V87H219V85H216V84H218ZM223 84V85H221V84ZM251 83H254L255 85H256V87L254 88V89H252L251 88ZM83 84V85H82ZM86 84V85H85ZM141 84V85H140ZM160 84H161V86H160ZM199 84V85H198ZM207 84V85H206ZM14 85H16V86H14ZM58 85V86H57ZM125 85H126V87H125ZM133 85V86H132ZM143 85V86H142ZM193 85V86H192ZM196 85V86H195ZM217 87H216V86ZM88 86V87H87ZM129 86H130V88H129ZM132 86V87H131ZM169 86V87H168ZM205 86V87H204ZM212 86V87H211ZM215 86V87H214ZM90 87V88H89ZM94 87V88H93ZM119 87V86H118ZM119 87V88H120ZM143 87V88H142ZM154 88L153 89V91H151V89L152 88ZM200 87V88H199ZM211 87V88H210ZM219 87V88H218ZM89 88V89H88ZM129 88V89H128ZM218 88V89H217ZM15 89V90H14ZM46 89V90H47ZM54 89V87H53V90H55ZM141 89V90H140ZM196 89V90H195ZM208 89V90H207ZM213 89H215V90H213ZM220 89V90H219ZM225 89V90H224ZM251 89V90H250ZM125 90V89H124ZM141 91L142 92V90H143V93L141 94L139 91ZM177 90V91H176ZM187 90L189 91V92H187ZM198 90V91H197ZM213 90V91H212ZM119 91V92H120ZM137 91L139 92V94H140V96H141V98L139 99L138 98V93H137ZM145 91V92H144ZM165 91V94L166 95H164V92ZM223 97L224 98H227L228 99V90L224 87L223 88ZM137 93V94H134V93ZM211 92V93H210ZM219 92V93H220ZM226 92V93H225ZM255 92L257 93V95L258 96H256L255 98H256V100H255V98H254V96H255ZM2 93V94H1ZM46 93V94H45ZM133 93V94H132ZM153 93V94H152ZM156 93H158V94H156ZM190 93V94H189ZM222 93V92H221ZM220 93V94H221ZM3 94H5V96L3 95ZM7 94V95H6ZM10 94V95H9ZM44 94V95H43ZM143 94V96H148V95H144ZM183 94V95H182ZM86 95V96H85ZM90 95V94H89ZM120 95V96H119ZM125 95V96H124ZM136 95V96H135ZM138 95V96H137ZM186 95V96H185ZM225 95V96H224ZM227 95V96H226ZM18 96V99L20 98V97H22V98H20L19 100H21V102L23 101V103H21V102H19V100L18 101H15V99L17 100V98H15V97H17ZM83 96H84V98H83ZM88 96V97H87ZM129 96V97H128ZM135 96V97H134ZM160 96V97H159ZM253 96V97H252ZM4 97H7V98H4ZM24 97H25V99H24ZM27 97V98H26ZM11 98V99H10ZM45 98V99H44ZM132 98H134L133 100H131ZM260 98V99H259ZM12 99H13V105H11L10 107H11V109H10V107H9V105L10 104H12L11 102H12ZM83 99V100H82ZM122 99H124V102H122L123 100ZM139 99V100H138ZM155 99V100H154ZM251 99V100H250ZM254 99V100H253ZM3 100V101H2ZM5 100V101H4ZM8 100L10 101V103L8 102ZM84 100H85V104H84V108H83V103H84ZM126 100V101H125ZM258 100V101H257ZM6 101H7V106L5 105V103H6ZM27 101V102H26ZM79 101H81V103L79 102ZM118 101V102H117ZM137 101V102H136ZM139 101V102H138ZM15 102H19L18 103V108H16V107H13L14 106V103ZM121 102V103H120ZM135 102V103H134ZM156 102V103H155ZM262 102H264V101H262ZM26 103H28V104H26ZM72 105H70V104ZM80 103V104H79ZM120 103V105L122 104V107H123V103H125L124 104V106H126V107H128V108H126L125 110L120 106V105H118ZM138 103V105H136ZM29 104H31V106L29 105ZM38 104H40L39 102H38ZM37 104V105H38ZM156 104V105H155ZM160 104V105H159ZM254 104V103H253ZM251 105V108H252V106H254L252 109H254L253 111H254V113H256V114H260V110H258V107H255V105ZM22 106V108L20 107V106ZM50 105H51V107H50ZM68 105V107L66 108V106ZM132 105V106H131ZM15 106H17L16 105V103H15ZM158 108H157V107ZM6 107H7V110H6ZM8 107H9V111H8ZM12 107H13V109H12ZM20 107V108H19ZM29 107V108H28ZM35 107V108H34ZM73 108V110L71 111V109ZM119 107H120V109H119ZM34 108V109H33ZM66 108V109H65ZM75 108V109H74ZM131 108V109H130ZM5 109V110H4ZM22 109H23V111H22ZM30 109V111H28ZM33 109V110H32ZM70 109V110H69ZM81 109H82V111H81ZM84 109V111H86ZM122 109V111L124 110V111H126V114H130V116L128 117L127 115H125L124 114V111L122 112L123 113V115L122 114H120V116H118V111H120ZM147 109V110H148ZM25 110H26V112H25ZM41 110H42V112H41ZM65 110V111H64ZM69 110V111H68ZM131 110H133V112L131 111ZM5 111H6V113H5ZM33 111H34V113H33ZM39 111V112H38ZM53 111H50V114H52L53 113ZM63 111V112H62ZM67 111V112H66ZM75 111V112H74ZM113 111V112H112ZM115 111V112H114ZM22 112V113H21ZM48 112V113H47ZM52 112V113H51ZM57 112V113H56ZM70 112H72V114L70 113ZM98 112V115L96 114ZM120 112V113H121ZM130 112V113H129ZM258 112V113H257ZM5 113V114H4ZM61 113L63 114V115H61ZM95 113V114H94ZM30 114H32L31 116H30ZM35 116H34V115ZM47 114H48V117H46V118H48V119H44V120H46V123H48L47 122V120H49V117H52L51 118V120L52 121H50V123H52V124H50V123H48L49 125H50V129L51 130H48V132H46V130L47 129H49V128H45V121L42 119L43 117L45 118V116L44 115H46L47 116ZM66 114V115H65ZM93 114L95 115V116H93ZM110 114V115H109ZM115 114L117 115V117L115 116ZM145 114V113H144ZM2 115H3V117H5V119L4 118H2ZM6 115V116H5ZM12 115H14V116H12ZM16 115V116H15ZM20 115V116H19ZM25 115H26V117H25ZM29 115V116H28ZM39 115V116H38ZM42 115V116H41ZM59 115L60 116H68V117H66V118H64V121H63V117H59ZM72 115V116H71ZM111 115H112V118H113V120H109V118L108 117H110L111 118ZM141 115V114H140ZM142 115H143V113H142ZM7 116H9V117H7ZM88 116V117H87ZM7 117V118H6ZM16 117H18V118H16ZM19 117L21 118V119H19ZM30 117H32V118H30ZM39 117V118H38ZM41 117V118H40ZM61 119L60 121H59V119ZM102 117V118H101ZM12 118V119H11ZM15 118V119H14ZM38 119L37 121H36V124L34 123H32L34 120L33 119ZM57 118V119H56ZM76 118H77V116H76ZM106 118L109 120V122H108V125L106 126ZM116 120H115V119ZM131 118V119H130ZM3 119V120H2ZM18 119H19V121H18ZM24 120V121H22L21 122V120ZM120 119H122L121 120V122H120ZM124 119V120H123ZM5 120V121H4ZM8 120H9V122H8ZM16 120V121H15ZM27 122H26V121ZM83 120H81V122L83 121ZM100 120V121H99ZM115 120V121H114ZM15 121V122H14ZM30 121V122H29ZM32 121V122H31ZM34 121V122H35ZM38 121H39V123H38ZM44 121V122H43ZM59 121V122H58ZM63 121V122H62ZM89 121H90V123H89ZM103 121H105V124H104V126H102L103 124ZM119 122L118 124H120V126L119 125H117V122ZM123 121H126L125 122V124H124V122ZM2 122H8L7 124L6 123H2ZM13 123L14 122V124H11V123ZM19 122V123H18ZM41 122V123H40ZM42 122L45 124H42ZM102 122V123H101ZM110 122H113V124H112V126H111V124H109ZM25 123V124H24ZM30 123V124H29ZM62 123V124H61ZM68 123V124H67ZM71 123V122H70ZM97 123V124H96ZM100 125H99V124ZM121 123H123V125H121ZM2 124H6L7 125V127H9V128H6V126H2ZM18 124V125H17ZM24 125V126H26L25 128H23L24 126H22V125ZM30 126H29V125ZM35 125V126H33V125ZM39 124V125H38ZM55 124V125H54ZM57 124V125H56ZM9 125V126H8ZM17 126V129L16 128H12V127H16ZM39 126L38 128L36 127V126ZM41 125V126H40ZM44 125V128L46 129V130H43V126ZM48 125V126H49ZM52 125V126H51ZM59 125V126H58ZM70 125V124H69ZM127 126L126 128H125V131L128 133V135H125L124 133H126V132H124V127L125 126ZM20 126V127H19ZM33 126V127H32ZM47 126V125H46ZM47 126V127H48ZM55 126V127H54ZM62 126V127H61ZM85 128H83V127ZM106 126V127H105ZM109 126V130H108V127ZM115 126V127H114ZM117 126V127H116ZM123 128H122V127ZM5 127V128H4ZM19 127V128H18ZM27 127H29V130H30V127H31V130L30 131H28V130H26V128ZM35 127H36V129H35ZM53 128V130H52V128ZM2 128V129H1ZM39 128H40V131L43 133V135L42 134H39V133H41L40 131H39ZM42 128V129H41ZM65 128V129H66ZM116 128H117V130L118 131H115L116 130ZM19 129H21V130H19ZM24 129V130H23ZM33 129H35V130H33ZM55 129V130H56ZM65 129H62V131H64ZM68 129V128H67ZM66 129V130H67ZM107 129V130H106ZM3 130H5V131H3ZM8 130V131H7ZM14 130H17V131H15L14 132ZM26 130V132L28 133L27 135H28V137H27V135L25 134V133H23L24 131ZM99 130H101V131H99ZM122 130V131H121ZM9 131H11V132H14L13 133V135H16V137H10V134H11V136H12V133L11 132H9ZM21 133V135H18V134H20L19 132ZM46 133H45V132ZM52 131V132H51ZM108 131V132H107ZM111 131V132H110ZM139 131V129H137L136 130V132L135 133H137ZM148 133H147V135L146 136H149V137H147L148 139H145V140H147L146 142V144L144 143V145L147 147V144H149L148 146H150V144H152V142L150 143V141H153L154 140V138L153 137H155V134H152L153 132H152V130L151 129H149L148 128ZM151 131V132H150ZM18 132V134H15V133H17ZM35 132H39L38 134H39V138L41 137H44V139H46V140H44L43 138H42V140H41V138H40V141H39V139H38V137H37V135H34L35 134ZM101 132H103V134L101 133ZM113 132V133H112ZM120 132H122V133H120ZM32 133H34L33 135L34 136H36L37 137V141H39L38 142V144L40 145V148H38V144H37V141H35L36 139H35V137H33V135H32ZM47 133L50 135V137H48L49 135H47ZM54 133V132H53ZM84 133V134H83ZM86 133H88L87 135H86ZM93 133H95V139L97 138V142L95 141V140H93V139H91V137L92 136H94V134ZM105 133V134H104ZM107 133H108V137H109V139L106 141V142H108V143H106L104 140L105 139H107L106 137H107ZM110 133V134H109ZM126 133V134H127ZM139 133V132H138ZM29 134H31V135H29ZM47 136H46V135ZM57 134V131H55V135ZM115 135V137H113L114 135ZM150 134V135H149ZM26 135V136H25ZM85 135V136H84ZM103 135V136H102ZM105 135V136H104ZM123 135V136H122ZM4 136V137H3ZM5 136H6V139H5ZM26 137L27 138V140H28V143H27V141L26 140H23L24 138H21V137ZM29 136H30V138L32 137V140L33 139H35L34 141H31V139L29 138ZM46 136V137H45ZM78 136V135H77ZM91 136V137H90ZM125 136V137H124ZM127 136V137H126ZM17 137H19V138H17ZM79 137V136H78ZM77 137V138H78ZM86 137V138H85ZM88 137H90V139H91V141H87V138ZM99 137H101L100 139H99ZM152 139H151V138ZM3 138H4V140H3ZM21 138V139H20ZM25 138V139H26ZM29 138V139H28ZM48 138H50V140L48 139ZM80 138L82 139V137L80 136ZM112 138H113V140H112ZM114 138H117V139H114ZM149 138L151 139V140H149ZM15 139V140H14ZM19 140L20 142L18 143V141L16 142V140ZM51 139H53V141L55 142V144L54 145H52L51 144V146H50V143L48 144V142L47 141H52ZM80 139V140H81ZM83 139H82V141H83ZM99 139V140H98ZM4 142H3V141ZM14 140V141H13ZM23 140V141H22ZM88 140H89V138H88ZM93 140V141H92ZM114 140H115V142H114ZM119 140V141H118ZM144 140V141H145ZM149 140V141H148ZM30 141H31V144H30ZM59 143H58V142ZM77 141H79V140H77ZM81 141V142H82ZM113 142V144H112V142ZM121 141V142H120ZM25 144H24V143ZM34 142V143H33ZM35 142H36V144H35ZM80 142V141H79ZM80 142V143H81ZM118 142V143H117ZM123 142V143H122ZM15 143H18V145L20 146H18L17 144H15ZM28 145H33V146H36V145H38L37 147H35V149H33V147H31L32 149L29 151V150H27L26 152L24 151H22V152H20V149L22 150L23 149V147L24 146H26L27 144ZM33 143V144H32ZM57 143V144H56ZM64 143H66V141H63V142H61V144H63V146H64ZM94 143H93V145H94ZM105 143V144H104ZM110 143V144H109ZM3 144V145H2ZM8 144V145H7ZM61 144H60V148L62 147L61 146ZM85 144H83V145H85ZM106 144H107V146H106ZM110 145V148H108L109 147V145ZM115 144V145H114ZM117 144H119V145H117ZM5 145V146H4ZM9 145L11 146V147H9ZM27 145V146H28ZM82 145V144H81ZM88 145V144H87ZM87 145H85V147L87 146ZM103 145V146H102ZM5 148H4V147ZM58 146H56L57 148H58ZM80 146V145H79ZM90 146H92V144L91 145H89L88 147H90ZM100 146V147H99ZM107 147L108 148V150H107V148H104L105 150H107V152L105 153V152H103L104 151V149L103 148H101V147ZM12 147H13V149H12ZM47 147V146H46ZM86 148V149H89V148ZM10 148V149H9ZM55 148V147H54ZM82 147H80V151H82V149H81ZM246 148H248V146L247 145H242L241 146V149H246ZM25 149H27L26 147H25ZM39 149V150H38ZM50 149V148H49ZM53 149V148H52ZM98 149H100V150H98ZM103 151H102V150ZM250 148H248V149H246V150H249ZM10 150V151H9ZM13 150V151H12ZM24 150V149H23ZM84 150H85V148L83 147V151L82 152H84ZM1 151H5L4 153L3 152H1ZM100 151V152H99ZM102 151V152H101ZM10 152V153H9ZM19 152V153H18ZM36 152H37V154H36ZM85 152H87V151H85ZM14 153V154H13ZM18 153V154H17ZM25 153V154H24ZM39 153H41V154H39ZM215 153H217V152H215ZM215 153H214V156L212 157V158H214L215 156L216 157H220V153H218V155L216 154L215 155ZM3 154H7V156L6 155H3ZM9 154V155H8ZM11 154V155H10ZM104 154H105V156L107 157H103L104 156ZM19 155V156H18ZM28 154H26L25 156H27ZM36 155V156H35ZM77 155V156H78ZM87 157H86V156ZM135 155V157H136V154H134ZM134 155L131 153V155L129 154L128 156L126 155V157H125V159H127V157H128V159L127 160H130V163L133 161L132 159H134ZM18 156V157H17ZM29 156H27V160H29L28 159V157ZM16 157V158H15ZM29 157V158H30ZM133 157V158H132ZM214 158V159H219L220 160V158ZM5 158V159H4ZM13 158V159H12ZM17 158H19V159H17ZM20 158H22L21 160H20ZM87 158V159H86ZM102 158H103V160H102ZM104 158H106V159H104ZM118 158V159H117ZM30 159V160H31ZM36 159V160H35ZM96 159V160H95ZM12 160L14 161L13 162V164H12ZM16 160H20L19 162H17ZM29 160V161H30ZM85 160V161H84ZM219 160H217V161H219ZM97 161H99L98 163V165H97ZM102 161V162H101ZM104 161V162H103ZM114 161H116V162H114ZM134 161H135V159H134ZM133 161V162H134ZM17 162V163H16ZM86 162V163H85ZM101 162V163H100ZM128 163L127 165H123V163ZM95 163V164H94ZM113 163H119V165L117 166V165H115V164H113ZM4 166H3V165ZM10 164V165H9ZM247 164V163H246ZM245 164V166H244V164L243 165H240L241 166V169H240V167H239V169H237V170H235V169H233L232 168V170H230V171H232V172H230V174L228 173L226 176H225V178L223 179V182L222 183H220V186L219 185H213V188H212V185H210L209 186V188L207 187L206 189H207V195H209V193H210V195H209V198H210V196H212L211 198H212V200H211V198H210V200L209 199H206V203H205V199H204V201H202V202H200V203H194L193 204V206H194V210L196 211V213H198L197 215H199L198 216V221H196V220H194L195 222H196V224H197V222H198V224L197 225H195V222H192L191 221V223H187L186 225H183V227L182 228H180L179 226H178V230L179 231H177V233H175V235L177 234L178 235V237H176V240L174 241L172 238H163V240L165 239V243L166 242H168V243H171L172 244V246H173V244L175 245V243H173L172 242V240L174 241V242H176L177 240V242H176V244L178 243V245H179V247H180V249H182V244H184L185 243V240H186V236H187V238H189L190 236H191V238L190 239H193V238H199L200 237V239H197L198 240V242L199 243H202L203 242V244H204V242H205V246L203 245V247L205 248L206 246H208L207 244H210V241H211V243H212V245L213 244H215L214 246H211V245H209L208 247H218V248H216V250L217 251H215V248H214V251H215V254H214V256H212L211 258H213V259H207V256L208 257H210L211 255H212V252H209L210 251V249L208 248V249H206V252L204 253H201V257L200 258H197L198 260H195L196 259V257H194L195 255H196V253H194V252H192V253H194L193 255H192V253H190V255L191 256H193L192 258H191V256L188 254V253H185V254H187V255H185L184 253V255L183 254H178L177 255V253H175V252H173L172 250L170 251V254L169 255H171V256H169L168 254H162L164 257H162V255H160L159 256V253H157L156 255L159 257H157L156 255H154L153 254V256L151 255L148 259H149V263L151 262L150 260H152V262L154 263V262H156L155 264H159V262L161 263V261H163V260H165L166 262L165 263H161V264H177V263H181V262H183V260H185V257H186V260H187V258H188V260L190 259H192V261H194V263L196 262V264H198L197 262H199L200 264H203V263H201V262H206L205 264H210L208 261H211V263H213L214 261L216 262H214L215 264H264V238L262 239L261 237H264V165H262L261 163H258V165H257V163L256 164H253L252 165V163L248 166V165H246ZM261 164V165H260ZM12 165V168L14 169V170H12L11 168H9L10 166ZM18 165V166H19ZM85 165V166H84ZM103 165V167H101ZM122 165L124 166V169H122ZM2 166H3V168H2ZM9 166V167H8ZM110 166H112V167H110ZM242 166H244L243 168H242ZM255 166V167H254ZM20 167V166H19ZM130 167L132 168V170L130 169ZM252 167V168H251ZM101 169L103 172H101V173H103V174H105L104 176H103V174H100V173H98V172H100L101 170H99L98 171V169ZM103 168H105L104 170H103ZM129 169V171H127L128 169ZM235 168H237V167H235ZM245 168H246V170H245ZM5 169H7V170H5ZM8 169H11L12 171H13V174H15V175H13L11 172V170H8ZM17 169V170H16ZM98 171H96V170ZM106 169H108L107 171H108V173L106 172ZM112 170V172L110 171V170ZM250 169H252V170H250ZM124 170V171H123ZM240 170H241V172H240ZM243 170V171H242ZM9 171H11V172H9ZM16 171V173H14ZM98 173L97 175L99 176L98 177V180L95 178L97 175H95V173L96 172ZM115 171H117V173L116 174H113L114 175V177L111 175L112 173H115ZM237 171V172H236ZM106 172V173H105ZM121 172V171H120ZM131 172H129L128 174H130ZM246 172V173H245ZM4 173V174H3ZM18 173H19V175H21V176H17L18 175ZM87 173V174H86ZM89 173H90V175H89ZM92 173V174H91ZM126 173V174H127ZM131 173V174H132ZM17 174V175H16ZM101 176H100V175ZM87 175V176H86ZM88 175L89 176H92V179H91V177H88ZM9 176V177H8ZM22 176L23 177H25V178H22ZM257 176V177H256ZM6 179H5V178ZM13 179H12V178ZM18 177V178H17ZM88 177V178H87ZM230 177V178H229ZM12 179V180H14V178L16 179V180H18V179H20V180H26V181H22L23 183H20L19 181L20 180H18V181H12V182H14V183H12V182H10L9 181V179ZM80 178V179H79ZM115 178V179H114ZM227 178V179H226ZM237 179V180H236ZM28 180H29V182H28ZM90 180V181H89ZM95 180H97L96 182H95ZM99 180L101 181V182H99ZM234 180V181H233ZM225 181V182H224ZM231 181H233V182H231ZM240 183H239V182ZM257 181V182H256ZM7 183V185L5 184V183ZM71 182V183H70ZM112 182H115V181H112ZM238 182V183H237ZM255 182V183H254ZM8 183L10 184V183H12V188L14 189V187H15V189H14V191L13 192H16V191H18L19 193H14L13 194V192H8V191H10L9 189H11V184L10 185H8ZM20 183V184H19ZM26 183V184H27ZM106 182H105V184H107ZM111 183V182H110ZM224 183V184H223ZM259 183V184H258ZM3 184H5V185H3ZM37 184V183H36ZM79 184V185H80ZM104 184V183H103ZM107 184V189H108V191H111L112 189H113V187H112V189H111V186H113L114 185V183H113V185H108ZM112 184V183H111ZM227 186H226V185ZM237 184H239V185H237ZM15 185V186H14ZM38 185H40V184H38ZM87 185V184H86ZM85 185V186H86ZM94 185V184H93ZM221 185H223V187L221 186ZM225 185V186H224ZM252 185V186H251ZM257 185V186H256ZM7 186H8V189H7ZM14 186V187H13ZM71 186V187H70ZM85 186H83V191L84 190H86L85 188ZM108 186H109V188L111 189H109L108 188ZM239 186V187H238ZM242 186H243V188H242ZM18 187V188H17ZM85 187V188H84ZM115 187V186H114ZM241 187V188H240ZM251 187V188H250ZM260 187V188H259ZM19 188H20V190H19ZM77 188H78V186H77ZM226 188V189H225ZM6 190V191H4V190ZM64 189V190H63ZM67 189V190H66ZM73 191H72V190ZM215 189V190H214ZM237 189V190H236ZM12 190V189H11ZM16 190V191H15ZM71 190V191H70ZM115 188L111 191L113 194H115V196L113 195V198H112V196L110 197V195H109V193H107V194H105V196L106 195H108L107 197H109L110 199H107L106 201H105V204L108 202V200H110L109 202H110V204H108V205H112L113 204V202H114V198H116L118 195H116V193H114V192H116L117 190H115ZM4 191V192H3ZM68 191V192H67ZM70 191V192H69ZM78 191V190H77ZM210 191V192H209ZM8 192V193H7ZM21 192V193H20ZM26 192V193H25ZM107 192V191H106ZM118 192V191H117ZM226 192V193H225ZM249 192H251V193H249ZM254 192V193H253ZM263 192V193H262ZM12 193V194H11ZM64 193V194H65ZM250 195H249V194ZM260 193V194H259ZM11 194V195H10ZM21 194H22V196H21ZM111 194V193H110ZM118 194V193H117ZM204 194H206V193H204ZM13 195V197L12 198H10V196H12ZM197 195H199L198 197L199 198H201L202 197V194L201 193H197ZM201 195V196H200ZM235 195V196H234ZM21 196V197H20ZM105 196H103V197H105ZM261 196V197H260ZM240 199H239V198ZM18 199V200H15V199ZM118 198H119V196H118ZM217 198V199H216ZM223 198V199H222ZM238 198V199H237ZM247 198V199H246ZM263 200H262V199ZM9 199V200H8ZM11 199H13L14 201H15V203H14V201L13 200H11ZM105 199H106V197H105ZM254 199V200H253ZM258 199V200H257ZM113 200V201H112ZM214 200V201H213ZM240 202H239V201ZM242 200V201H241ZM249 200L251 201V202H249ZM260 200V201H259ZM9 202V204L7 205V203ZM17 201V202H16ZM118 201H119V199H115V203H114V205H113V207L114 206H116V203L118 204ZM210 201V202H209ZM213 201V202H212ZM245 201V202H244ZM248 201V202H247ZM3 202V203H2ZM108 202V203H109ZM242 202V203H241ZM255 202V203H254ZM216 203V204H215ZM221 203V204H220ZM244 203V204H243ZM248 203H249V205H248ZM255 204V206H257V207H255L254 206V204ZM2 204V205H1ZM200 204V205H199ZM212 204V205H211ZM213 204H215V205H213ZM230 204V205H229ZM242 204V205H241ZM258 204V205H257ZM108 205H105V206H108ZM9 208H8V207ZM110 206H108V207H110ZM205 206V207H204ZM210 206V207H209ZM224 206V207H223ZM227 206V207H226ZM229 206V207H228ZM259 206H260V208H259ZM7 207V208H6ZM197 207V208H196ZM214 207H218L217 209L216 208H214ZM1 209V210H2ZM196 209H198V210H200V211H198V210H196ZM224 209V210H223ZM262 209V210H261ZM0 210V211H1ZM214 210H216V211H214ZM222 210V211H221ZM243 210V211H242ZM245 210V211H244ZM258 210V211H257ZM261 210V211H260ZM221 211V212H220ZM248 211V212H247ZM206 212V213H205ZM209 212V214L207 215V213ZM38 213V212H37ZM201 213H203L206 217H205V220H204V218L203 217H201V215L200 214ZM238 213V214H237ZM251 215H250V214ZM202 214V216H204ZM217 214V215H216ZM237 214V216L235 217V215ZM215 217H214V216ZM219 215V216H218ZM227 215H228V218H227ZM244 215V216H243ZM248 215V216H247ZM250 215V216H249ZM222 216V217H221ZM231 216V217H230ZM225 218V220H222V219H224ZM227 218V219H226ZM235 218H236V221H235ZM0 219H3V216H2V218H0ZM210 219V220H209ZM231 219V220H230ZM238 219H239V221H238ZM200 220V221H199ZM33 221V220H32ZM36 221V220H35ZM205 221V222H204ZM210 221V222H209ZM212 221V222H211ZM217 221V222H216ZM234 221V222H233ZM260 221V222H259ZM34 222V221H33ZM33 222H32V224H33ZM88 223H89V221H87ZM209 222V223H208ZM223 224H222V223ZM263 222V223H262ZM91 223V222H90ZM89 223V224H90ZM201 223V224H200ZM205 223H206V225H205ZM208 223V224H207ZM218 223V224H217ZM229 223V224H228ZM231 223V224H230ZM246 223V224H245ZM31 224V225H32ZM92 224V223H91ZM149 224H153V225H149ZM149 224H147V225H144L143 227H145L146 226V228H144L143 229V227H142V229H143V233H147L146 234V239H147V241L149 240V242H150V240H151V242H155V241H157L158 239H159V237H158V235L160 234V232L162 233L163 231H160V230H162V229H164V224H159V223H149ZM189 224V225H188ZM195 226H194V225ZM221 224V227L222 228H220V225ZM242 224H243V227H245V228H241L242 227ZM249 224V225H248ZM256 224V225H255ZM260 224H261V227H260ZM149 225V226H148ZM158 225V226H157ZM229 225H232V227L230 226V229H229ZM234 225H236V227L234 226ZM148 226V227H147ZM162 226H163V228H162ZM200 226V227H199ZM204 226V227H203ZM31 227V226H30ZM33 227V228H32ZM32 229H31V231H33V230H35L34 229V227H35V224H34V226L32 225ZM188 227V228H187ZM233 227H235V228H233ZM196 228H199V230L200 231H198L199 232V234L197 233V236H196V233H194V231H195V229ZM207 228V229H206ZM232 228V229H231ZM248 228V229H247ZM141 229V230H142ZM194 229V230H193ZM214 231H213V230ZM216 229V230H215ZM217 229H219L220 230V232L219 231H217ZM222 229V230H221ZM235 229V230H234ZM239 229V230H238ZM253 229V230H252ZM260 229V230H259ZM28 230H30V229H28ZM158 230V231H157ZM193 230V231H192ZM209 230V231H208ZM213 231V233L212 232H210V231ZM236 230H237V232H236ZM160 231V232H159ZM208 231V232H207ZM218 233H217V232ZM221 231L226 235H223V233L221 234ZM239 231H240V233H239ZM253 231V232H252ZM151 232V233H150ZM159 232V233H158ZM193 232V233H192ZM233 232H234V234H233ZM215 233V234H214ZM217 233V234H216ZM237 233L239 234L238 236H237ZM149 234H152V236H150ZM158 234V235H157ZM188 234V235H187ZM194 234V235H193ZM231 234V236H229ZM236 234V235H235ZM148 235V236H147ZM176 235V236H177ZM205 237H204V236ZM260 235H262V236H260ZM157 238H156V237ZM160 236V235H159ZM192 236H193V238H192ZM218 236V237H217ZM223 236V237H222ZM229 236V237H228ZM150 237V238H149ZM210 237V238H209ZM212 237V238H211ZM227 237V238H226ZM234 237V238H233ZM238 237V238H237ZM149 238V239H148ZM152 238H153V240H152ZM155 238V239H154ZM178 238V239H177ZM208 238V239H207ZM224 238V239H223ZM226 238V239H225ZM229 238V239H228ZM261 238V239H260ZM218 239V240H217ZM232 239H234V240H232ZM155 240V241H154ZM163 240H162V242H163ZM194 240V239H193ZM208 240V241H207ZM237 240V241H236ZM262 240V241H261ZM190 241H192V240H190ZM214 241V242H213ZM218 241V242H217ZM230 241V242H229ZM193 242V241H192ZM25 243V242H24ZM180 243V244H179ZM226 243V244H225ZM230 243H232V244H230ZM20 244V243H19ZM19 244H16V246H18ZM217 244H220V245H218V246H216ZM223 244H225V246L223 245ZM238 244V245H237ZM23 245V244H22ZM24 245H26V246H28L29 248H30V242H26ZM24 245L23 246H21L20 245V247L18 246L16 249H17V252H16V250H15V248L14 249H10V248H8V249H4L5 250V252H1L0 253V258H2V259H0L1 261L0 262H4V261H6L5 263L7 264V263H9V262H11L12 263V261L13 260H15V262L13 261V263L14 264H21V260L24 262V261H27L28 262V259L29 258H31V257H29V255L31 254V256L33 255L32 254V250H33V252H36V250H35V248H34V246H32L33 247V249H32V247H31V251H29V249H25L24 251L25 252H23V249L26 247H24ZM222 246H224L223 248H222ZM23 247V248H22ZM35 247H37V245H35ZM219 247L222 249H220L219 250ZM38 248V247H37ZM50 248V247H49ZM53 248V247H52ZM202 248V247H201ZM1 249V248H0ZM20 249H22L21 251H20ZM226 249V250H225ZM3 250V249H2ZM3 250V251H4ZM6 250H13V251H11V252H7ZM38 250V249H37ZM53 250V249H52ZM52 250H51V248H50V251L52 252ZM207 250H209V251H207ZM1 251V250H0ZM151 251V250H150ZM204 251V250H203ZM31 252V253H30ZM208 252V254L210 255H208V254H206ZM221 252V253H220ZM223 252V253H222ZM226 252H228V253H226ZM7 253V254H6ZM28 253V254H27ZM47 253L50 255V253H49V249H48V251H47ZM53 253V252H52ZM51 253V254H52ZM250 253V254H249ZM48 254H47V256H48ZM173 254H175L177 257H176V259L177 260H174L175 259V257H173L174 255ZM220 254H222V255H220ZM224 254V255H223ZM229 254V255H228ZM247 254V255H246ZM4 255H5V257H4ZM26 255V256H25ZM183 255V256H182ZM227 255V256H226ZM248 255H249V258H248ZM51 256V255H50ZM167 256V257H166ZM181 256H182V258H181ZM161 257V258H160ZM190 257V258H189ZM203 257V258H202ZM9 258H11L10 260H9ZM163 258V260H161ZM165 258H167V259H165ZM202 258V259H201ZM207 259V261H205V259ZM218 258V259H217ZM13 259V260H12ZM32 259H34V255H33V257H32ZM158 259V260H157ZM18 261V263H17V261ZM35 260V259H34ZM134 260V262H135V259H133ZM155 260V261H154ZM161 260V261H160ZM171 260H173V261H171ZM202 260H204V261H202ZM213 260V261H212ZM8 261V262H7ZM157 261H158V263H157ZM180 261V262H179ZM201 261V262H200ZM177 262V263H176ZM10 263V264H11ZM153 263H150V264H153ZM184 263V262H183ZM213 263V264H214ZM182 264V263H181Z\"/></svg>",
    "mask_w": 264,
    "mask_h": 264
}]
</instances>
